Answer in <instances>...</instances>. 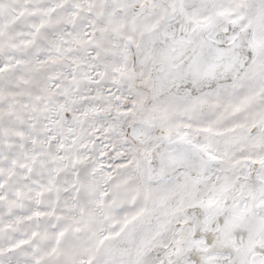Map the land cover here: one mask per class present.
Wrapping results in <instances>:
<instances>
[{
    "label": "snow or ice",
    "instance_id": "6c2138e0",
    "mask_svg": "<svg viewBox=\"0 0 264 264\" xmlns=\"http://www.w3.org/2000/svg\"><path fill=\"white\" fill-rule=\"evenodd\" d=\"M0 264H264V0H0Z\"/></svg>",
    "mask_w": 264,
    "mask_h": 264
}]
</instances>
